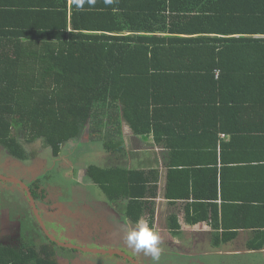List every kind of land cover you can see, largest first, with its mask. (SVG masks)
Segmentation results:
<instances>
[{
  "label": "trees",
  "instance_id": "trees-1",
  "mask_svg": "<svg viewBox=\"0 0 264 264\" xmlns=\"http://www.w3.org/2000/svg\"><path fill=\"white\" fill-rule=\"evenodd\" d=\"M70 1L0 0V146L11 156L27 158L15 131L56 158L89 124L122 120L156 135L161 116L187 104L220 121L264 120V0H222L217 14L191 23L175 0H95L83 10ZM244 127L264 132V122ZM88 174L131 222L151 212L154 225L157 185L124 170ZM28 188L37 204L39 185ZM31 241L0 244V264H60L52 241L40 252Z\"/></svg>",
  "mask_w": 264,
  "mask_h": 264
},
{
  "label": "crops",
  "instance_id": "crops-1",
  "mask_svg": "<svg viewBox=\"0 0 264 264\" xmlns=\"http://www.w3.org/2000/svg\"><path fill=\"white\" fill-rule=\"evenodd\" d=\"M175 4L181 7L180 16L190 23L217 14L224 6L222 0H175ZM158 36L167 38L168 34ZM217 73L220 75V70ZM187 105L174 107V117L166 111L158 121L156 135L136 134L122 120L114 124L107 119V109L106 119L112 123L95 126L93 131L89 124L82 140L102 141L107 154L100 150L99 156L105 166L97 168L141 173L132 178L148 180V188L157 185V197L150 201L155 203L154 225L161 237V252L195 258L264 259V132H239L245 130L244 124L264 120L223 116L220 121L217 112L205 105ZM69 144L79 146L74 141ZM67 146H62L59 156L69 151ZM90 168L82 170L89 178ZM90 193L81 200L76 198L80 202L88 198L92 208L103 207L106 217L109 212L120 213L127 220V232L136 227L125 216V203L111 201L105 192L107 199L98 201L99 197ZM150 215L146 213L143 219L149 221Z\"/></svg>",
  "mask_w": 264,
  "mask_h": 264
},
{
  "label": "rangeland",
  "instance_id": "rangeland-1",
  "mask_svg": "<svg viewBox=\"0 0 264 264\" xmlns=\"http://www.w3.org/2000/svg\"><path fill=\"white\" fill-rule=\"evenodd\" d=\"M104 128L102 127L103 130ZM14 134L23 145L27 158L19 160L11 156L5 147L0 146V177L15 179L30 187L35 182L39 185L40 189L36 191L43 196L37 202L40 219L56 240L72 242L90 250L101 248L119 251L139 264H264V259L258 256L236 259L210 256L195 258L172 252H161L160 260L156 262L142 252H136L126 243L127 220L120 213L115 215L108 211L110 215L106 217L103 207L92 208L88 198L81 202L76 198L79 196L81 200L84 192L88 195L85 197H89L92 191L99 197L98 201L107 199L103 189L92 183L82 171L87 167L105 166L102 156H99L102 150L101 140L91 143L85 139L75 140L79 146L72 147L69 144V151L55 158L49 149L42 148L40 141L27 144L24 136L21 137L17 131ZM102 151L107 154L105 149ZM28 200L20 185L0 178V244L21 247L22 239L32 240L30 244H35L40 252L41 247L47 244V239ZM102 228H105L103 232ZM94 232L101 234L93 236ZM55 251L56 260L60 264H128L119 256L82 253L57 245Z\"/></svg>",
  "mask_w": 264,
  "mask_h": 264
},
{
  "label": "clouds",
  "instance_id": "clouds-1",
  "mask_svg": "<svg viewBox=\"0 0 264 264\" xmlns=\"http://www.w3.org/2000/svg\"><path fill=\"white\" fill-rule=\"evenodd\" d=\"M85 2L91 7L95 0H73L74 5L83 10ZM127 245L136 252H142L158 262L161 257V237L155 225L146 219H138L136 227L129 229L126 234Z\"/></svg>",
  "mask_w": 264,
  "mask_h": 264
},
{
  "label": "flooded vegetation",
  "instance_id": "flooded-vegetation-1",
  "mask_svg": "<svg viewBox=\"0 0 264 264\" xmlns=\"http://www.w3.org/2000/svg\"><path fill=\"white\" fill-rule=\"evenodd\" d=\"M2 180H5V181H10V182H14V183H16L15 181V179H13V180H11V179H6V178H4V177H0ZM18 184V183H17ZM18 185H20V184H18ZM20 187H21V189L24 191V193H26V190H25V188H24V186H22V185H20ZM27 194V193H26ZM43 197V196H42ZM28 199H29V197H28ZM30 203H31V201L30 200H28ZM41 201H42V199H41ZM45 202V201H44ZM35 203H36V201H35ZM31 205H32V203H31ZM36 206H37V204H36ZM37 208H38V206H37ZM39 210V209H38ZM115 215H118V214H115ZM38 221V220H37ZM38 223H39V221H38ZM40 224V223H39ZM40 229L43 231V233H44V235L46 236V239H47V243H50V241H52L54 244H53V246H55V245H57V246H59V247H64V246H61V245H63V244H66V245H70V244H72V245H75L74 243H72V242H60V241H58V240H56L49 232H48V230H47V232L49 233V236L52 238H50V237H48L47 235H46V232L42 229V227H41V225H40ZM105 228H102L101 229V232H103V230H104ZM98 234H101V233H96V232H94L93 233V236H95V235H98ZM117 239H119V237H116ZM76 247L75 248H70V247H64V248H69V250H76V251H79V252H82V253H93V252H91L90 251V248H88V247H83L82 246V248L81 247H79V246H77V245H75ZM87 250V252H85ZM93 251H108L109 253H114V254H109L108 253V256H119L120 258H124L126 261H127V263L128 264H136L137 262L136 261H134V260H132L129 256H126V255H123L121 252H119V251H114V250H101V248H96V250H93ZM94 254H97V255H101V254H98V253H94ZM130 262V263H129Z\"/></svg>",
  "mask_w": 264,
  "mask_h": 264
},
{
  "label": "water",
  "instance_id": "water-1",
  "mask_svg": "<svg viewBox=\"0 0 264 264\" xmlns=\"http://www.w3.org/2000/svg\"><path fill=\"white\" fill-rule=\"evenodd\" d=\"M15 182L18 183V184H20V185H22V186H24V188H25V190H26V193H27V196L29 197V200H30L31 203H32L33 211H34V215H35L36 219L39 221V223H40L42 229L46 232V235H47L48 237H50V236H49V233L47 232V230H46L44 224L42 223V221H41V219H40V213H39V210H38V208H37V206H36V203H35V200H34L33 196H32L31 193H30V190H29L28 186H26L23 182H19V181H15ZM50 238H51V237H50ZM51 239H52V238H51ZM61 246H64V247H67V246H68V247H70V248H75V247H76L75 245H72V244H70V245L63 244V245H61ZM81 248H82V247H81ZM90 251L93 252V253L101 254V255H108V253H109L108 251H93V250H90ZM85 252H87V250H86ZM109 254H114V253H109Z\"/></svg>",
  "mask_w": 264,
  "mask_h": 264
},
{
  "label": "built area",
  "instance_id": "built-area-1",
  "mask_svg": "<svg viewBox=\"0 0 264 264\" xmlns=\"http://www.w3.org/2000/svg\"><path fill=\"white\" fill-rule=\"evenodd\" d=\"M216 76L219 77V74L217 73Z\"/></svg>",
  "mask_w": 264,
  "mask_h": 264
}]
</instances>
